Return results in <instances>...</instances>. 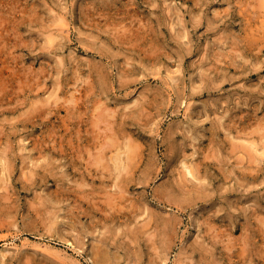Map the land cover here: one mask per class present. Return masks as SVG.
Here are the masks:
<instances>
[{
  "label": "rangeland",
  "instance_id": "obj_1",
  "mask_svg": "<svg viewBox=\"0 0 264 264\" xmlns=\"http://www.w3.org/2000/svg\"><path fill=\"white\" fill-rule=\"evenodd\" d=\"M239 1L0 0V264H264V0Z\"/></svg>",
  "mask_w": 264,
  "mask_h": 264
},
{
  "label": "bare ground",
  "instance_id": "obj_2",
  "mask_svg": "<svg viewBox=\"0 0 264 264\" xmlns=\"http://www.w3.org/2000/svg\"><path fill=\"white\" fill-rule=\"evenodd\" d=\"M229 1H230V0H229ZM238 1H239V0H238ZM241 1H242V0H241ZM232 2H233V0H232ZM236 2H237V1H236ZM245 2H248V1L246 0V1H244L243 3H245ZM257 2H258L259 5H264V4H261V3H264V1H263V2H259V1H257ZM233 3H234V2H233ZM239 3H240V1H239ZM239 3H238V4H239ZM241 3H242V2H241ZM241 3H240V4H241ZM255 3H256V2H255ZM240 4H239V5H240ZM243 5H244V4H243ZM255 5H256V4H255ZM232 6H233V5H232ZM126 7H128V6H126ZM236 7H237V6H236ZM251 7H252V6H251ZM123 8H124V7H123ZM129 8H130V7H129ZM129 8H128V9H129ZM131 8H132V7H131ZM239 8H240V6H239ZM239 8H238V9H239ZM244 8H246V6H245ZM247 8H248V7H247ZM261 8H262V7H261ZM254 9H255V8H254ZM256 9H257V8H256ZM259 9H260V8H259ZM263 9H264V8H263ZM120 10H121V8H120ZM241 10H242V9H241ZM250 10H251V9H250ZM127 11H128V10H127ZM127 11H126V12H127ZM130 11H132V10H130ZM245 11H246V10H245ZM257 11H258V10H257ZM257 11H256V12H257ZM122 12H123V11H122ZM122 12H121V16H122V14H123ZM132 12H133V11H132ZM235 12H236V11H235ZM235 12H234V13H235ZM246 12H247V11H246ZM246 12H245V13H246ZM116 13H117V12H116ZM240 13H241V12H240ZM254 13H255V12H254ZM254 13H252V15H253ZM262 13L264 14V12H262ZM256 14L259 15V14H261V13H256ZM112 15H113V14H112ZM116 15H117V14H116ZM118 15H120V14H118ZM118 15H117V16H118ZM124 15H125V14H124ZM126 15H127V14H126ZM128 15H129V14H128ZM130 15H131V13H130ZM254 15H255V14H254ZM60 16H61V15H60ZM110 16H111V15H110ZM113 16H114V19H115V18H116L115 15H113ZM121 16H120V17H121ZM131 16H132V15H131ZM132 17H133V16H132ZM248 17H249V16H248ZM112 18H113V17H112ZM117 18H118V17H117ZM121 18H122V17H121ZM239 18H240V17H239ZM241 18H242V17H241ZM253 18H254V16L252 17V19H253ZM108 19H110V18H107V20H108ZM124 19H125V18H124ZM131 19H135V18H131ZM254 19H255V18H254ZM263 19H264V18H263ZM2 20H3V19H2ZM4 20H5V19H4ZM60 20H61V21H63V20L65 21V19H64L63 17H62ZM61 21H60V22H61ZM64 21H63V22H64ZM105 21H106V19H105ZM105 21H104V22H105ZM118 21L120 22V20H118ZM126 21H127V20H126ZM132 21H133V20H132ZM244 21H245V20H244ZM253 21H254V20H253ZM260 21H262V20H261V17H260ZM1 22H2V21H1ZM104 22H103V23H104ZM109 22H114V20L109 21ZM122 22H124V21H122ZM120 23H121V22H120ZM127 23H128V21H127ZM127 23H126L125 25H127ZM133 23H134V22H133ZM242 23H243V22H242ZM262 23H263V22H262ZM262 23H260V24L263 25ZM104 24H105V23H104ZM104 24H102V26H104ZM112 24H114V23H112ZM115 24L117 25V22H116ZM122 24H123V23H122ZM134 24H135V23H134ZM105 26H108V27H109V26H111V25H107V23H106ZM121 26H122V25H121ZM121 26H120V27H121ZM128 26H129V24H128ZM244 26H245V25H244ZM112 27H113V26H112ZM114 27H115V30H116V26H114ZM140 27H141V26H140ZM140 27H138V28H140ZM252 27H254V26H252ZM123 28H124V27H123ZM125 28H126V27H125ZM138 28H137V29H138ZM261 28L263 29V26H261ZM105 29H106V28H105ZM121 29H122V28H121ZM121 29H120V30H121ZM126 29H127V28H126ZM128 29H129V28H128ZM242 29H243V28H242ZM256 29H259V27L257 26ZM117 30H118V29H117ZM124 30H125V29H124ZM124 30H123V31H124ZM140 30H141V29H140ZM105 31H106V30H105ZM108 31H109V30H108ZM111 31H112V30H111ZM111 31H110V32H111ZM127 31H130V30H127ZM127 31H126V33H127ZM134 31L136 32L137 30H134ZM251 31H253V30H251ZM117 32L120 33L119 31H117ZM130 32H131V31H130ZM262 32H263V31H262ZM114 33H115V32H114ZM124 33H125V32H124ZM131 33H132V32H131ZM131 33H130V34H131ZM138 33H139V32H138ZM243 33H244V32H243ZM252 33H253V32H252ZM0 34H2V33H0ZM120 34H121V33H120ZM120 34H119V36H120ZM127 34H128V33H127ZM139 34H140V33H139ZM131 35H132V34H131ZM142 35H143V34H142ZM53 36H54V35H53ZM115 36H116V35H115ZM122 36H123V35L121 34V40H124V39L122 38ZM129 36H130V35H129ZM129 36H127V37H129ZM132 36H133V35H132ZM132 36H130V37H132ZM135 36H136V34H135ZM57 37H58V35H56V34H55V36L52 37V38H51V36H50V38H51L52 40H55ZM116 37H117V36H116ZM140 37H141V36H140ZM117 38H118V37H117ZM119 39H120V38H119ZM126 39H127V38H126ZM134 39H135V38H134ZM114 40H115V39H114ZM127 40H128V39H127ZM130 40H131V39H130ZM130 40H128V41L130 42ZM137 40H138V39H137ZM118 41H119V40H118ZM125 41H126V40H125ZM132 41H133V40H132ZM251 41H252V40H251ZM18 42H19V41H18ZM51 42H52V41H51ZM249 42H250V41H249ZM122 43H124V42H122ZM126 43H127V42H126ZM259 43H260V42H259ZM1 44H2V43H1ZM124 44H125V43H124ZM245 45H246V43H245ZM260 45L262 46V45H264V44H259V46H260ZM1 46H2V45H1ZM1 46H0V47H1ZM233 46H234V45H233ZM235 46H237V45H235ZM251 46H252V45H251ZM237 47H238V46H237ZM256 48H257V47H256ZM259 48H260V47H259ZM232 49H233V48H232ZM254 49H255V48H254ZM147 50H148V49H147ZM233 50H235V48H234ZM236 50H238V49L236 48ZM249 50H250V49H249ZM239 51H240V50H239ZM251 51H252V50H251ZM230 52H231V51H230ZM235 52H236V51H235ZM230 54H231V53H230ZM232 56H233V55H232ZM3 64H4V63H3ZM0 67H1V66H0ZM217 69H218V67H217ZM6 75H7V74H6ZM172 76H173V75H172ZM173 77H174V79L176 78L175 76H173ZM173 77H172V78H173ZM176 79H177V78H176ZM4 81H5V80H4ZM6 83H7V81H6ZM4 84H5V83H4ZM20 84H21V83H20ZM2 86H3V84H2ZM4 86H6V84H5ZM6 87H7V86H6ZM81 88H82V87H81ZM83 88H84V87H83ZM75 89H76V88H75ZM84 89H85V88H84ZM84 89H83V91H84ZM85 90H86V89H85ZM0 91H1V90H0ZM4 91H5V90H4ZM74 91H75V90H74ZM76 91H78V92H79V91L82 92V90H81L80 88H77ZM80 92H79V93H80ZM76 93H77V92H76ZM76 93L74 92V94H72V97L69 99L71 102L75 101V102L77 103V101H78L79 98L81 97L80 95H77ZM82 93H83V92H82ZM84 93H85V92H84ZM159 94H160V93H159ZM82 96H84V95L82 94ZM56 98L59 99V101H60V98H62V97L60 96V98H59V96L57 95ZM57 99H56V101H57ZM81 99H82V98H81ZM81 99H80V100H81ZM62 100H63V98H62ZM65 100H66V99H65ZM69 100H68V101H69ZM80 100H79V101H80ZM66 101H67V100H66ZM57 102H58V101H57ZM82 102H83V100H82ZM49 103H51V102H49ZM49 103H48V104H49ZM48 104H47V106H48ZM61 104H62V103H61ZM68 104H69V103H68ZM68 104H67V105H68ZM73 104H74V102H73L71 105H73ZM41 105L43 106V104H41ZM51 105H52V104H51ZM59 105H60V104H59ZM81 105H82V104H81ZM38 106H39V105H38ZM69 106H70V104H69ZM69 106H68V107H69ZM73 106H74V105H73ZM61 107H62V106H61ZM38 108H39V107H38ZM41 108H42V107H41ZM79 108H80V107H79ZM79 108H78V109H79ZM39 109H40V108H39ZM48 109H49V108H48ZM42 110H43V108H42ZM53 111H54V110H53ZM242 111H243V110H242ZM252 114H253V113H252ZM99 115H100V114H99ZM251 116H252V115H251ZM257 116H258V115H257ZM263 116H264V115H263ZM253 117H254V116H253ZM125 119H126V118H125ZM263 120H264V119H263ZM260 123H261V121H260ZM116 124H117V123H116ZM261 124H262V123H261ZM258 125H259V122H258ZM258 125H257V126H258ZM263 125H264V123H263ZM261 127H262V125H261ZM262 128H264V126H263ZM263 130H264V129H263ZM252 131H253V130H252ZM254 131H256V126H255ZM261 131H262V130H261ZM123 134H124V133H123ZM260 134L262 135V133H260ZM263 137H264V136H263ZM263 137H262V138H263ZM260 139H261V138H260ZM263 139H264V138H263ZM129 140H130V139H129ZM110 141H111V140H110ZM116 141H117V140H116ZM130 141H132V140H130ZM251 141H252V140H251ZM253 141H254V140H253ZM255 141H256V139H255ZM118 142H119V141H118ZM132 142H133V141H132ZM132 142H131V143H132ZM106 143H108V141H107ZM119 143H120V142H119ZM127 143H128V142H127ZM127 143H126V144H127ZM250 143H251V142H250ZM108 144H109V143H108ZM110 144H111V143H110ZM113 144H114V143H113ZM126 144H125V145H126ZM125 145H124V146H125ZM127 145H128V144H127ZM133 145H134V143H133ZM133 145L129 143V145L127 146V150L125 149V147H124L123 145H121V146H123L122 148H124V149L126 150V151H125V156L122 154V153H123V152H122L123 150H120V151L117 153V155H116V153H115L116 156H113V158H114V160H116L117 162H119V163H118L119 166L117 167L116 164H115V168L117 167L120 171H122L121 169L123 168V166L126 167V164L131 165V163H133V160H134L135 157L137 156V150H138V149H137L135 146H133ZM242 145H243V144H242ZM250 145H252V146L255 147L256 142H255V143L252 142L251 144H249V146H250ZM109 146H110V145H109ZM109 146H107V148H109ZM137 146H139V145H137ZM249 146L246 145L248 151H251V149L249 150V148H248ZM110 147H111V146H110ZM113 147H114V146H113ZM256 147H258V146H256ZM256 147H255V148H256ZM115 148H116V147H115ZM243 148H245L244 145H243ZM250 148H253V147H250ZM252 150H253V149H252ZM256 152H257V149H256ZM256 152H255V153H256ZM257 153H258V152H257ZM249 154H251V153H249ZM205 156H206V155H205ZM210 156H211V155H210ZM252 156H254L253 153H252ZM139 157H140V156H139ZM206 158H209V157H206ZM251 158H253V157H251V155H250V159H251ZM111 159H112V158H111ZM251 160H253V159H251ZM204 161H205V160H204ZM206 161H207V160H206ZM253 161H254V160H253ZM114 162H115V161H114ZM136 163H137V162H136ZM136 163H135V165H136ZM184 163H185V166H184V167L187 168V171L184 170V174H185V173H186V174H185V177L183 176V178H186V179H187V177H186V175H188L187 172H189L190 175L192 174V175H193V178H194V177H195V178H199V177H200V176H199V173H198L199 171L196 172L197 170H195V169H197L198 167L195 168V167H193V165L191 166L190 164H187L185 161H184ZM184 163H183V165H184ZM207 163H208V162H207ZM131 166H132V165H131ZM128 168H129V167H128ZM133 168H134V167H133ZM120 171H119V173H120ZM87 172H88V171H86V173H87ZM95 172H96V171H95ZM87 174H88V173H87ZM90 174H91V173H90ZM131 175H132V174H131ZM124 176H125V175H124ZM188 176H189V175H188ZM198 176H199V177H198ZM189 177H190V176H189ZM191 177H192V176H191ZM191 177H190V178H191ZM201 177L203 178V176H201ZM193 178H192V179H193ZM186 179H185V180H186ZM188 179H189V178H188ZM192 179H191V181H192ZM183 180H184V179H183ZM201 180H202V179H200V181H201ZM186 181H188V180H186ZM186 181H185V183H186ZM200 181H199V182H200ZM202 181H203V180H202ZM83 182H84V180H83ZM132 183H133V182H132ZM201 183H202V182H201ZM86 184H87V183H86ZM130 184H131V183H130ZM128 185H129V184H128ZM82 186H83V185H82ZM79 191H80V190H79ZM90 191H91V190H90ZM113 191H114V190H113ZM114 192H115V191H114ZM114 192H112V195L114 194ZM110 193H111V191L109 192V194H110ZM112 195L110 194L109 197L112 196ZM171 195H172V194H171ZM113 196H114V197L117 196L116 193H115ZM113 196H112V198H113ZM107 197H108V195H107ZM6 198H7V197H6ZM112 198H111V199H112ZM106 199H107V198H106ZM106 199H105V200H106ZM111 199H109V204L112 205V208H114V207H113V203H114V206H116V205H115V204H116V200H115V199H112V200L115 201V202L113 201V203H112V201H110ZM116 199H117V198H116ZM105 200H103V201H105ZM166 200H167V199H166ZM170 200H171V202H172L173 204H174V203L177 204V206H178L179 208H182V207L185 206V204L182 205L181 202H180L179 200H177L176 198H173V199L170 198ZM101 201H102V200H101ZM106 201H107V200H106ZM99 202H100V201H99ZM99 202H97V203H99ZM110 202H111V203H110ZM117 202H118V201H117ZM167 202H169V201H167ZM106 203H107V202H106ZM106 203H105V204H106ZM165 203H166V202H165ZM169 203H170V202H169ZM182 203H185V202L182 200ZM88 204H89V203H88ZM88 204H87V205H88ZM90 204H91V203H90ZM109 204H108V206H109ZM175 204H174V205H175ZM94 205H95V204H94ZM99 205H100V204H99ZM119 205L121 206V210H122V209H123V205H122L121 203H120V204L118 203V207H119V209H120V206H119ZM91 206H92V205H91ZM103 206H105V205H103ZM126 207H127V206H126ZM178 207H177V208H178ZM100 208H101V207H100ZM103 208H104V207H103ZM106 208H107V207H106ZM112 208H111V206H110V209H111V210H112ZM129 208H130V207H129ZM129 208H128V209H129ZM95 209H96V208H95ZM124 209H125V207H124ZM182 209H184V208H182ZM104 210H105V209H104ZM111 210H110V212L112 213ZM117 210H118V209H117ZM119 211H120V210H119ZM97 212H98V210H97ZM116 212H117V211H116ZM130 212H132V211H130ZM114 213H115V210H114ZM123 214H124V213H123ZM129 215H130V214H129ZM130 216H131V215H130ZM125 217H126V216H125ZM176 218H177V217H176ZM165 220H166V219H165ZM165 220H164V221H165ZM169 220H171V219H169ZM174 220L176 221V219H174ZM177 220H178V219H177ZM164 221H163V222H164ZM178 221H179V220H178ZM176 222H177V221H176ZM167 223H170L171 225H175V224H176L174 221H169V222L167 221ZM170 224H167V225H170ZM177 224H178V223H177ZM177 224H176V225H177ZM165 225H166V224H165ZM165 225H164V226H165ZM246 227H247V226H246ZM248 227H249V226H248ZM248 227H247V228H248ZM207 228H209V227H207ZM165 229H166V228H165ZM168 229H169V226H168ZM172 229H173V228H172ZM243 229H244V228H243ZM207 231H208V230H207ZM247 232H248V231H247ZM244 236H245V235H244ZM242 237H243V236H242ZM239 239H240V238H239ZM243 239H244V237H243ZM245 239H246V238H245ZM245 239H244V240H245ZM247 239H248V238H247ZM240 241H242V240H240ZM247 241H248V240H247ZM247 241L245 240L246 243H247ZM242 242H243V241H242ZM239 243H240V242H239ZM243 243H244V242H243ZM233 246H235V245H233ZM247 246H248V245H246V246H244V247H247ZM241 247L243 248V246H241ZM227 248H228V246H227ZM243 249H244V248H243ZM243 249H242V251H243ZM99 250H100V249H99ZM99 252H100V251H99ZM104 253H105V252H104ZM99 254H100V253H99ZM101 255H102V253H101ZM106 255H107V254H106ZM106 255H104V256H106ZM107 257H108V255H107ZM101 260H102V259H101ZM102 261H103V260H102Z\"/></svg>",
  "mask_w": 264,
  "mask_h": 264
}]
</instances>
